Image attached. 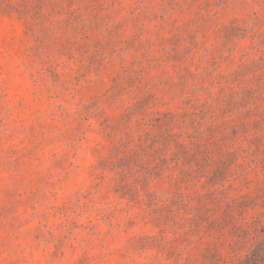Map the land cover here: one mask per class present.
I'll list each match as a JSON object with an SVG mask.
<instances>
[{"label":"clouds","instance_id":"clouds-1","mask_svg":"<svg viewBox=\"0 0 264 264\" xmlns=\"http://www.w3.org/2000/svg\"><path fill=\"white\" fill-rule=\"evenodd\" d=\"M206 2L208 8H204ZM25 21L32 29L28 35H24ZM233 21V27L239 30L237 52L248 53L244 63L256 60L264 53L260 44L264 40V0H40L34 19L23 18L14 32L5 23L0 29V81L7 91L23 84L30 94L36 92L39 103L35 109L39 108L40 118L32 116L31 133L11 119L0 128V264H72L75 257H70L69 245L77 256L88 250L91 255L106 256L113 248H120L119 244L96 248L95 241L85 243L87 238L73 240L71 236L61 244L63 229L41 228L37 233L35 221L25 223L27 213L21 215L16 210L17 201L28 195L25 189L39 171L37 157L49 150L68 151L69 141L61 137L77 117H88L85 126L94 122L100 128L105 121L112 125L108 146L118 142L135 146L165 112L178 125L172 127V135L179 133V142L189 148L199 147L201 152L216 150L225 157L228 174L222 185L210 188L205 184L207 177L197 175L195 162L177 167V162L169 160L175 150L169 144L163 156L167 161L164 178L151 181L150 187L158 196L165 190L181 194L187 215L180 211L176 220L184 227L162 225L163 236L155 228L150 236L164 251L148 247L136 254L128 252L118 264H200L207 237L202 239V233L184 235L196 197L218 190L226 192L227 200H238L264 188V106L259 112L253 107L239 110L249 115L235 124L232 122L239 113L223 121L201 120L198 115L199 104L205 99L201 78L207 76L203 87L208 88L210 82L215 84L218 72L237 68L233 64L226 70L220 67L213 71L208 65L217 44L213 33ZM176 38L180 40L178 45H174ZM186 48L190 51L184 56ZM93 55L98 61L94 65L97 71L90 72L79 84H68L69 90L63 91V78L52 82L49 70L61 75L67 65L64 71L70 76V70L77 66L73 61L86 64ZM173 56L183 60L173 61ZM184 68L192 72V79L185 75ZM209 72L211 75H207ZM113 81L123 91L111 101ZM211 91L215 95L216 87ZM49 96L52 98L47 99ZM82 105L88 106L87 113L82 112ZM230 125L235 127L234 137ZM13 131L15 134L9 136ZM93 163L95 160L89 161ZM159 202L167 203L168 197ZM260 212L264 208L248 210L244 219L250 220ZM169 249L175 253L170 258L166 256ZM115 259L98 258L94 264Z\"/></svg>","mask_w":264,"mask_h":264},{"label":"rangeland","instance_id":"rangeland-1","mask_svg":"<svg viewBox=\"0 0 264 264\" xmlns=\"http://www.w3.org/2000/svg\"><path fill=\"white\" fill-rule=\"evenodd\" d=\"M39 3L40 0H0V29L7 23L9 30L14 32L23 18L34 19ZM209 6L207 2L204 4V8ZM233 24L234 21L221 25L213 33L217 44L215 56L208 65L213 71L220 67L226 70L233 64L237 68L229 73L218 72L215 84L210 82L208 88L203 87L207 76L201 78L200 90L205 95L204 101L199 104L201 120L207 117L209 120L223 121L224 117L239 113L232 122L235 124L249 115L247 111L240 113L239 110L253 107L254 111L259 112L264 106V53H260L256 60L244 63L248 53L237 52L239 30ZM31 30L25 21L24 35ZM168 42L172 44L173 40ZM179 43L180 40L176 38L174 45ZM260 44L264 45V40ZM189 51L184 49V56ZM171 59L182 61L183 57L173 56ZM73 63L77 66L70 70V76L69 72L64 71L67 65L61 69V75L49 70L53 83L64 79L60 85L63 91L69 90L66 85L79 84L90 72L97 71L94 65L98 61L94 55L89 56L86 64L80 61ZM183 71L189 79L193 78L188 68ZM28 79H33L31 73ZM213 86L216 87L215 95L211 91ZM122 91V86L113 81L109 99L114 101L119 98ZM38 103L37 93L30 94L23 84L7 91L3 81H0V128L6 119H11L31 133L34 131V125L30 123L32 116L40 118L39 108L35 109ZM57 109L60 110L59 105ZM82 112H88L87 105H82ZM87 119L86 115L77 117L68 131L62 134L61 138L69 141L66 145L68 151L49 150L36 158L39 171L30 187L25 189L28 195L17 201L16 210L21 215L27 213L25 223L35 221L37 233L41 228L63 229L65 235L61 244L71 236L73 240L80 238L83 241L87 238L85 243L95 241L96 248L120 245L106 256L91 255V250L81 251L77 256L72 245H69V255L75 257L72 264H94L98 258L112 256L116 259L107 260V264H118L128 252L136 254L148 247H160L164 251L150 233L156 228L158 235L163 236L162 225L183 228L184 224L177 222L176 215L180 211L187 215V204L181 194H170L165 190L158 196L150 187L151 181L164 178L167 161L163 156L169 144L174 145L175 149L169 160L177 162V167L195 162L197 175L204 174L207 177L205 184L213 189L216 185H222L228 174L225 157L216 150L201 152L199 147L189 148L179 142V133L172 135V127L178 125H174L169 112L154 120L151 123L152 131L146 132L143 141L135 146L124 142L108 146L112 125L105 121L100 128L94 122L85 126ZM230 128L234 137L235 127L230 125ZM14 134V131L9 132V136ZM12 151L15 152V149ZM75 160L81 163H75ZM94 160L95 163L90 165L89 161ZM164 196L168 197V202L160 203ZM257 207L264 208V188H257L251 196L238 200H227L226 192L218 190L197 196L191 218L186 221L188 230L184 235L199 236L202 233V239L207 237L200 253V264H264V212L250 220L244 219L248 210ZM48 235H51V231ZM174 254L172 249L166 252L168 258ZM60 255L63 256V253Z\"/></svg>","mask_w":264,"mask_h":264}]
</instances>
